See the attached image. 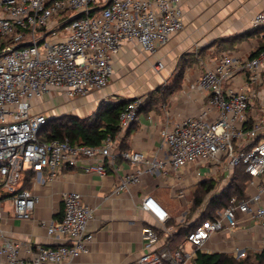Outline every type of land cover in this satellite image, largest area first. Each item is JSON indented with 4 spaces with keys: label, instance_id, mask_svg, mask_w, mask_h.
Listing matches in <instances>:
<instances>
[{
    "label": "built area",
    "instance_id": "obj_1",
    "mask_svg": "<svg viewBox=\"0 0 264 264\" xmlns=\"http://www.w3.org/2000/svg\"><path fill=\"white\" fill-rule=\"evenodd\" d=\"M181 3L0 0V264H62L88 253L95 239L89 225L97 208L78 192L62 195L61 219L40 221L58 245L22 241L7 226L11 220L35 221L40 198L23 188L27 172L39 176L47 171L44 182L55 181L65 170L105 177L110 168L119 170L116 157L132 168L114 194L130 192L146 174L166 177L173 172L182 185L189 178L194 184L222 177L215 193L231 181L238 166L249 177L244 198L232 197L212 218L198 222L176 248L170 241L174 230L167 225L169 211L154 196H143L139 209L154 223L142 228L143 253L130 264H196L199 253H213L206 247L215 235L226 236L241 227L264 232V47L249 57L229 50L211 65L201 61L204 70L192 88L205 94V105L198 114L172 120L160 130L167 157L115 151L116 136L110 134L97 146L42 138L53 117L33 109L45 95L73 99L107 87L113 57L125 41H137L152 55L184 29ZM251 25L264 35V9ZM22 44L27 45L19 47ZM163 67L161 61L154 66L156 71ZM143 102L137 97L121 110L118 133L138 121ZM178 197H184L183 190ZM200 214L201 208L193 221ZM24 247L29 258L21 255ZM245 253L236 247L232 255L240 258Z\"/></svg>",
    "mask_w": 264,
    "mask_h": 264
},
{
    "label": "crops",
    "instance_id": "obj_2",
    "mask_svg": "<svg viewBox=\"0 0 264 264\" xmlns=\"http://www.w3.org/2000/svg\"><path fill=\"white\" fill-rule=\"evenodd\" d=\"M181 7L184 29L155 54L145 52L137 41H125L113 57V73L107 87L73 99L58 93L47 94L33 111L43 110L52 117L61 115L53 119L68 115L85 118L108 103L137 97L143 98L145 102L149 96L154 97L151 98L152 105L139 111L137 122L127 131L116 134L115 151H138L151 157H167V150L161 148L160 130L172 120L198 114L205 105V94L192 88L204 70L201 61L211 65L225 49L241 57H249L263 45L264 36L263 31L258 32L260 29H254L251 25L254 15L264 9V0H182ZM247 33H252L253 37L239 38L229 46L232 38ZM158 61L164 65L160 71L154 68ZM179 64L185 67L181 86L166 98L161 97L160 92L155 90L173 82ZM49 96L55 101H64L60 105L64 106L62 112L56 113L55 110L60 108L58 106L44 107L46 103L50 104ZM68 104L72 105L71 108L65 107ZM115 166L119 170L116 172L110 168L105 177L65 170L53 182L43 181L47 171L39 176L31 172L33 175L27 181V172L23 187L32 190L40 198L35 210V221L11 220L7 229L25 242L58 245L59 241L47 234L46 227L40 221L50 223L59 220L63 209L62 195L78 192L85 203L97 208L95 218L89 225L95 233V239L88 253L62 264H130L143 253L142 228L154 223L149 215L139 209L143 196L152 195L164 205L171 215L167 225L174 232L184 225L187 227L188 223L184 222L193 207L194 193L200 181L193 184L186 174L189 180L182 185L173 172H169L166 177L161 173L146 174L141 184L130 192L114 194L112 191L115 186L125 172L132 168L121 157H116ZM181 190L184 191L183 198L178 197ZM197 211L192 213L191 220L196 217ZM236 247L246 251H262L264 232L258 227L237 228L226 236L215 235L206 248L213 253L232 255ZM21 255L29 258L25 247Z\"/></svg>",
    "mask_w": 264,
    "mask_h": 264
},
{
    "label": "trees",
    "instance_id": "obj_3",
    "mask_svg": "<svg viewBox=\"0 0 264 264\" xmlns=\"http://www.w3.org/2000/svg\"><path fill=\"white\" fill-rule=\"evenodd\" d=\"M79 16L80 15L77 17ZM251 34L252 33H247L246 35L232 38V43L229 46L233 45L235 40ZM229 46L226 47L228 48ZM260 47H264V36L263 45ZM227 50L229 49H225L224 51ZM184 71V65H177L173 82L161 86L155 91L160 92V95L163 98L173 94L181 86ZM151 98L154 99V97L149 96L145 102L140 105L139 111L143 109L145 110L149 105H152L153 101ZM134 100L135 99H125L117 103H108L102 106V108L95 114L85 118H79L73 115L54 118L45 125L42 138L47 141L68 139L70 143L74 145H100L107 135L110 134L112 137L116 136L119 131V114L128 103ZM31 175L33 174L29 172L27 181L30 180ZM248 179L249 177L244 173L242 167L238 166L235 168L231 181L219 193H215L217 186L220 184L219 179L200 181L196 186L194 204L189 217L192 218V212L200 210V208L201 214L196 219V222L191 220V218L187 219V227L184 225L173 233L170 237L172 248H176L180 245L189 231L195 227L198 222L212 218L218 209L225 207L232 197H238L239 199L244 198L245 183ZM206 201L208 202L204 207L203 204ZM254 258L255 261H251V257L247 256V253L240 258H235L233 255L221 252L199 253L194 262L196 264H264V249L260 252H255Z\"/></svg>",
    "mask_w": 264,
    "mask_h": 264
},
{
    "label": "rangeland",
    "instance_id": "obj_4",
    "mask_svg": "<svg viewBox=\"0 0 264 264\" xmlns=\"http://www.w3.org/2000/svg\"><path fill=\"white\" fill-rule=\"evenodd\" d=\"M62 31H63V29H61ZM262 30H260V31H258V32H261ZM62 35V33H61V31H58V36H61ZM250 36L251 35H248L247 36V38H250ZM251 37H253V36H251ZM51 96H49L48 98H49V101H50V104H45L44 105V107H50L51 105H54V106H58V107H60V105L61 104H63L64 103V101H61V100H57V101H55V100H53L52 98H50ZM42 101H43V99H42ZM45 101V100H44ZM60 101V102H59ZM56 102V103H55ZM63 106V105H62ZM60 107V108H58L57 110H55L56 111V113H60V112H62L64 109V106L63 107ZM71 104H68V105H66L65 107H67V108H71ZM52 113V112H51ZM59 116H61V115H54L53 117H59ZM221 178V179H220ZM219 178V182H222V177H220ZM175 203L177 204L178 202L177 201H175ZM179 204V203H178ZM205 204L206 203H204L203 204V206H205ZM182 212V211H181ZM191 213V212H190ZM190 213L188 214V216H187V218H186V221H188L187 219H190L191 217H189V215H190ZM193 213V212H192ZM192 217H193V215H192ZM183 221H185V219L183 220ZM184 222V223H187V222ZM255 252H260V250H254ZM254 251H246V253H247V256H249V257H251V261H255V258H254V255H255V252Z\"/></svg>",
    "mask_w": 264,
    "mask_h": 264
},
{
    "label": "water",
    "instance_id": "obj_5",
    "mask_svg": "<svg viewBox=\"0 0 264 264\" xmlns=\"http://www.w3.org/2000/svg\"><path fill=\"white\" fill-rule=\"evenodd\" d=\"M98 9H95V10H92L91 12H93V11H97ZM64 25H62V27H63ZM27 44H22L21 46H19V47H22V46H26ZM19 47H17V48H19Z\"/></svg>",
    "mask_w": 264,
    "mask_h": 264
}]
</instances>
